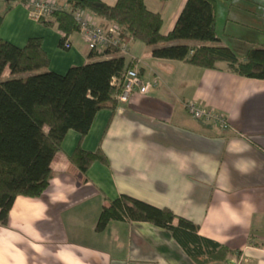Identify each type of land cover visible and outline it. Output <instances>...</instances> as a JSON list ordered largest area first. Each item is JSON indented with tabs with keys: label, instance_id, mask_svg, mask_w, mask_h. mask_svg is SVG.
Wrapping results in <instances>:
<instances>
[{
	"label": "crops",
	"instance_id": "0c3cea01",
	"mask_svg": "<svg viewBox=\"0 0 264 264\" xmlns=\"http://www.w3.org/2000/svg\"><path fill=\"white\" fill-rule=\"evenodd\" d=\"M186 1L145 3L162 14L167 34ZM0 13L5 16L0 38L21 47L41 38L51 70L65 73L108 58L90 57L78 31L69 35L71 48L65 49L58 26L33 20L19 3L0 0ZM220 40L173 43L229 46ZM128 45L124 57L153 88L117 102L114 111H99L83 138L68 131L52 160L46 191L18 196L8 224L0 223V264H202L169 230L150 222L116 220L97 230L103 206L120 194L173 210L196 224L199 235L233 251L206 264H264V79L239 75L227 62L207 69L157 58L141 40L131 38ZM189 102L222 115L230 128L195 119ZM78 145L101 149L107 163L96 161L82 172L70 160Z\"/></svg>",
	"mask_w": 264,
	"mask_h": 264
},
{
	"label": "trees",
	"instance_id": "16d2710c",
	"mask_svg": "<svg viewBox=\"0 0 264 264\" xmlns=\"http://www.w3.org/2000/svg\"><path fill=\"white\" fill-rule=\"evenodd\" d=\"M96 18L117 25L127 41L141 40L153 47L154 57L179 60L201 68L216 69L227 62L239 75L264 79V48L252 47L239 57L231 46L173 43L175 41L220 42L216 29L218 0H187L174 28L162 33V14L150 10L145 0H66ZM167 1V0H161ZM0 13V27L4 21ZM46 25L56 24L64 40L78 31L71 14L56 11ZM108 25V24H106ZM117 49L90 57H103L70 67L65 73L51 70V59L41 38H30L18 46L0 38V223L7 225L18 196L39 197L53 177L51 163L62 149L70 130L86 136L97 113L117 106L122 83L114 84L134 62L117 56ZM6 71L9 77L4 78ZM70 160L82 172L100 161L107 163L101 149L85 150L78 145ZM145 221L169 230L196 262L206 264L225 260L233 251L198 234V226L169 208H160L127 194H120L101 210L97 230L111 221Z\"/></svg>",
	"mask_w": 264,
	"mask_h": 264
},
{
	"label": "built area",
	"instance_id": "2783aa9c",
	"mask_svg": "<svg viewBox=\"0 0 264 264\" xmlns=\"http://www.w3.org/2000/svg\"><path fill=\"white\" fill-rule=\"evenodd\" d=\"M9 1L23 5L27 9L29 16L36 21L49 20L56 11L68 12L78 23V32L87 42L91 51L102 53L107 49H117V56H124L129 53L128 41L123 38L121 30L117 25H102L97 22V18L94 15L80 7H75L71 4L62 5L59 3V0ZM63 47L65 49L71 48L69 36L65 38ZM104 56L111 58L115 55L109 53ZM113 82L114 84L122 83L121 90L117 95V100L120 103L129 101L131 95L135 92L144 94L153 88V84L145 82L136 68L128 69L120 78H114ZM187 109L197 120L215 122L220 124L224 129L230 128L229 123L222 115L205 110L195 102H189Z\"/></svg>",
	"mask_w": 264,
	"mask_h": 264
},
{
	"label": "rangeland",
	"instance_id": "374dc122",
	"mask_svg": "<svg viewBox=\"0 0 264 264\" xmlns=\"http://www.w3.org/2000/svg\"><path fill=\"white\" fill-rule=\"evenodd\" d=\"M257 3L218 0V36L239 57H243L250 48L264 44V0H257Z\"/></svg>",
	"mask_w": 264,
	"mask_h": 264
}]
</instances>
